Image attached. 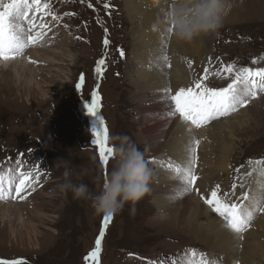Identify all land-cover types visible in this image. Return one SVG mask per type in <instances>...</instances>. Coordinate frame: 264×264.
I'll use <instances>...</instances> for the list:
<instances>
[{
	"label": "rangeland",
	"instance_id": "obj_1",
	"mask_svg": "<svg viewBox=\"0 0 264 264\" xmlns=\"http://www.w3.org/2000/svg\"><path fill=\"white\" fill-rule=\"evenodd\" d=\"M245 1L236 0L244 2L240 3V10L233 11L231 19L227 15L226 25L218 32L209 33L207 55L199 64L194 81L204 74L205 67L216 71L223 62L233 63L237 68L264 67V6L257 8ZM51 3L61 19L52 21L49 17L53 30L48 44L41 49L52 60L29 62L36 69L39 85L25 70L0 71V79H7L5 88L8 89L0 94V166L6 165L5 169L0 168L11 174L15 167L24 165L38 178L35 190H29L33 194L25 200H0V260H20L23 264H94L85 257L95 247L104 215L95 212L91 199L74 198L71 191L62 192L59 185L64 183V172L69 171L73 183L86 184L95 194L105 179L98 150L91 142L97 118L89 115L85 107L92 93L98 92L101 103L98 111L109 129V146H112V137H130L137 148L145 152L146 162L154 172L150 193L136 204V213L131 214V205L126 204L122 212L113 216L102 241L99 264H148V260L171 264L190 249L206 253L207 258L216 260L217 264H224L216 238L208 232L191 231L187 220L177 226L175 214L164 209L169 210L166 205L171 202L166 204L161 196L155 195L164 173H169L170 158L164 150L167 139L163 134L158 138L159 150L148 152L144 133L148 128L145 127H152V116L156 114L151 110L143 114L141 106L148 108L146 105L158 104L159 99L155 96L149 102L136 85L143 59L138 60L131 51L133 31L124 27L130 22L122 6L117 7L116 0H51ZM106 3L109 8L104 7ZM65 36L69 55L66 56L67 52L63 55L58 48H55L56 54H52L53 48L47 47L55 46ZM105 38L110 41L107 47L103 44ZM102 56L106 59V72L98 78L94 69ZM253 60L257 62L253 64ZM82 75L84 83L77 89ZM228 82L210 78L214 86H226ZM221 122L225 125L218 128L231 149L232 161L229 160V173L225 175L218 172V160L212 159L215 174L208 182L212 188L219 184L222 191H231L235 183L236 196H240L250 190L249 185L255 178L259 179L253 173L244 178L245 187H239L238 176L251 171L247 161L264 159V97L251 100L249 105L211 123ZM223 126L226 129H222ZM21 153L25 155L21 157ZM199 155L197 151L195 172L201 173L198 180L206 182L210 172L206 166L197 169L204 164ZM152 158L156 163H149ZM242 164L244 167L237 174L235 169ZM114 165L112 158L108 172ZM263 215L255 217L235 246L239 256H246L245 252L252 250L249 245L257 244L251 263L264 264V232L257 224ZM234 262L243 264L240 258Z\"/></svg>",
	"mask_w": 264,
	"mask_h": 264
},
{
	"label": "snow or ice",
	"instance_id": "obj_2",
	"mask_svg": "<svg viewBox=\"0 0 264 264\" xmlns=\"http://www.w3.org/2000/svg\"><path fill=\"white\" fill-rule=\"evenodd\" d=\"M170 0H165V9L169 7ZM88 7H92L89 4ZM109 8V4L104 5ZM164 11V15L166 13ZM64 15H74L65 13ZM45 17H51L52 21H59L60 16L53 11L51 0H0V61L7 62L23 58L26 50L30 46H35L44 40L46 31L52 29L45 21ZM39 21V23H37ZM67 27V25H65ZM105 31H107L105 29ZM166 32L170 36L173 28L167 26ZM110 41L105 38V47ZM120 55L124 53L121 50ZM166 66L168 57L161 58ZM211 60V58H209ZM31 62V61H30ZM257 61L253 60V64ZM192 67V62H188ZM96 76L102 78L106 72V59L102 56L96 61L94 69ZM203 75L195 80L191 86L179 87L173 91L169 86L160 91L163 93L162 100L166 105H170L166 116L168 118L178 117L185 126L188 141L185 145V158L181 161L169 160L167 169L172 173V179L178 182L175 189V197L181 198L196 192L200 199L215 213L223 222V227L242 239V234L247 231L255 217L264 213V159L248 160L247 164L251 171L244 172L238 176L239 187L243 189L246 184L245 177H251L256 173L257 189L244 191L240 196H236L237 184L231 185V191H222L217 184L209 193L205 194L197 186L198 177L195 169L197 164V149L201 140L197 138V130L206 127L211 122L238 111L251 102V100L264 97V67H239L233 63L223 62L216 71H210L205 67ZM218 77L227 79L226 86H214L210 83V78ZM84 83V76L80 77V83L76 85L81 89ZM88 100V99H87ZM85 104L89 115L96 116V122L92 129V144L99 153L100 163L105 169V180L108 177L110 160L113 158V147L109 146V129L105 124L104 118L98 111L101 107L98 92H93L91 99ZM25 154L21 153L23 157ZM149 163H156L152 158ZM17 164L21 161L18 159ZM244 165L236 168L237 174L241 173ZM38 178L32 176L31 172L19 171L18 176L11 174L0 175V200H25L35 190ZM233 197H235L233 199ZM112 215H104L101 221L99 235L95 240L94 249L85 257V260L99 264V254L101 252L102 241L105 238L106 230L112 222ZM144 259V258H141ZM0 264H23L20 260H0ZM148 264H164L148 260ZM171 264H217L216 260H209L207 254L196 249L186 250L184 257L173 259Z\"/></svg>",
	"mask_w": 264,
	"mask_h": 264
},
{
	"label": "bare ground",
	"instance_id": "obj_3",
	"mask_svg": "<svg viewBox=\"0 0 264 264\" xmlns=\"http://www.w3.org/2000/svg\"><path fill=\"white\" fill-rule=\"evenodd\" d=\"M240 3L243 4L244 2L230 0L231 9L228 14L230 19L232 18L231 13L233 11L238 12V10H240ZM247 3L253 4L257 8L264 6V0H248L246 4ZM116 5L117 7L122 6L130 22L129 26L125 23L124 27H128L130 31H133V41L131 45L133 56L138 60L143 59V62H140V69L138 70L140 78L137 80L136 85L139 89L144 91L143 97L149 99V102L153 101L154 99L152 100V98L155 96L159 99L158 104H152V102H148L150 105L145 104L148 108L144 105L141 106L143 114L150 110L156 114L152 116L153 121L151 122H154L152 127H145L148 128L145 129L144 132L148 141V152L154 153L159 150L157 147V142H159L158 138L162 137L164 134V138L167 139V145L165 144L166 146L164 147V150L167 152L166 155H168L172 161H181L185 158V145L188 141L185 126L178 117L168 118L166 116V112L170 105H166L162 100L163 93L160 90L170 85L173 91H176L179 87H187L193 84L195 75L198 71L197 68H200V62L203 60L204 56L207 55L206 44H209V34H202L196 37L191 43L178 41L173 35L169 36L166 32L167 25L164 23V11L166 10L165 0H116ZM235 16L237 17L236 14ZM226 21L227 18L224 20V25H226ZM63 34L66 33L63 32ZM66 40L67 38L65 36L62 41H57L55 46H53V44L51 46L47 45V49L50 50V48H53L52 54L53 52L56 54L55 48H58L63 51V55L67 52L66 56H68L69 53ZM42 46L44 47V45H37L36 48L40 49L28 50L23 58H17L16 60L7 62V64L4 61H0L1 73H4L6 70L12 71L13 73L18 69L21 71L25 70L26 73L29 74L28 76L36 81V85L38 86L39 83L35 77L36 69H34L33 65L29 62H51L52 59L44 53L45 51L41 49ZM164 55H167V63L170 64V67L166 66L165 62L161 59ZM189 61L192 62L191 68L188 64ZM157 67H160L158 71ZM6 80L5 78L0 79V94H4L8 90L5 88ZM135 97L136 96H134V98ZM146 118L147 117H145V119ZM219 125L225 124L222 122L210 123L206 127L197 130V138L201 140L197 151L200 154V161L204 163L201 166H197V169L199 170L200 167L204 169L206 166L210 172V176L207 177L206 182L197 181V186L205 194L213 189L211 186L212 184L208 181H210L211 177L215 174L212 168L215 159L219 162L218 172H224V174L229 173V160H231L232 157L231 149L224 142V136L221 133L222 130L218 128ZM221 128L226 129V126ZM212 159L214 161H212ZM196 175H201V173H196ZM171 177L172 173L170 171L169 173H164L163 179L160 181L161 184L155 191V195L161 196L163 198L162 202L166 204L167 201L171 202L170 205H166V207H169V210L167 208L164 209L167 212L175 214L177 226H179L181 222L187 220V225L191 231L201 233L208 232L216 238L215 242L216 244L219 243V248L223 253L224 264H233L237 258H240L243 264H258L250 262V258H253L254 252L257 251V244L254 242L249 245L253 252L252 250L250 252L248 250V252H245V254H247L246 256L244 254L239 256L237 250H235V246L239 243V237L222 226V220L203 203L196 192L193 191L191 194L181 198H174L178 182ZM164 179L167 181L162 182ZM169 180L172 181L169 182ZM257 180L258 178L253 180L251 184L252 190L257 189ZM167 198H169V200ZM168 214L170 215V213ZM257 224H259L264 232V215L259 218ZM178 230L179 228H177V231Z\"/></svg>",
	"mask_w": 264,
	"mask_h": 264
},
{
	"label": "clouds",
	"instance_id": "obj_4",
	"mask_svg": "<svg viewBox=\"0 0 264 264\" xmlns=\"http://www.w3.org/2000/svg\"><path fill=\"white\" fill-rule=\"evenodd\" d=\"M231 9L230 0H170L164 23L173 28L178 41L191 43L202 34L216 33L223 26ZM115 165L103 180L98 193H91L86 184H75L69 171L64 172L62 192L71 191L74 198L91 199L97 214L117 215L130 204V213H136V204L150 193L154 172L146 162L145 152L126 135L112 137Z\"/></svg>",
	"mask_w": 264,
	"mask_h": 264
}]
</instances>
